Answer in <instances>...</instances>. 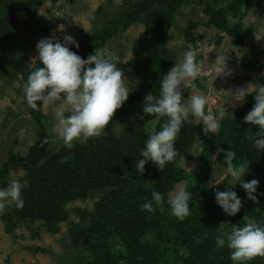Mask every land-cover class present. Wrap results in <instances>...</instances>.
I'll return each mask as SVG.
<instances>
[{"label": "trees", "instance_id": "1", "mask_svg": "<svg viewBox=\"0 0 264 264\" xmlns=\"http://www.w3.org/2000/svg\"><path fill=\"white\" fill-rule=\"evenodd\" d=\"M2 1L7 8L27 6L23 0H10V4L8 0ZM223 1L123 0L99 29L77 41L78 49L69 46L84 58L100 49L122 28L142 24L146 37L140 82L108 124L123 116H137L140 122L128 125L118 134H105L87 143L76 142L71 148L62 146L56 150L50 147L39 111L28 106L37 127V138L25 155L9 153L0 164L1 187L7 185L5 177L10 170L22 169L25 180L21 187L23 207L7 206L0 215L7 234L34 221L42 222L47 232L56 233L58 223L68 219L67 203L97 196L91 210H76L79 222L69 227V245L74 248L73 259L68 261L71 264H234L230 249L217 247L215 239L221 231H229L232 224L242 226L246 215L264 222V195H258L253 202L246 199L239 184L235 185L242 207L234 216H227L214 201L213 189L225 188L211 186V169L217 156L223 159L222 153L216 152L217 147H230L236 153L234 163L249 161L242 179H258V193H264V150H254L251 137L256 132L252 133L251 125L243 121L255 102L252 93L242 107L231 111L234 118L228 115L221 120L219 134L205 136L202 125L185 123L175 141L179 155L173 162L159 170L149 161L141 175L135 167L148 132L158 131L166 119L144 115L142 103L145 94H159L161 76L176 62L174 52L166 46L176 13L185 4H199L207 17L206 24L225 32L232 44H239L246 30L240 22H230L228 15L233 8L230 4L223 7ZM237 2L235 9L245 1ZM98 11L105 13L102 8ZM5 21L8 26L1 25L3 21H0V40H6L15 31L11 17L6 16ZM194 26L195 23L190 28ZM28 72L22 61L0 60L3 83L18 77L26 81ZM258 80V83L264 82V76ZM188 89L182 90L184 98ZM36 103L40 105V101ZM198 139L201 153L197 167L188 173L178 162ZM181 180L188 181L192 199L190 214L178 220L171 214L167 200L174 184ZM153 188L163 194V202L159 205L153 202L152 212L141 210L139 205L151 199ZM220 222H224L223 229L219 227ZM259 258L247 264H262Z\"/></svg>", "mask_w": 264, "mask_h": 264}, {"label": "rangeland", "instance_id": "2", "mask_svg": "<svg viewBox=\"0 0 264 264\" xmlns=\"http://www.w3.org/2000/svg\"><path fill=\"white\" fill-rule=\"evenodd\" d=\"M23 1L27 6L16 9L12 5L7 8L0 0V21H3L1 25L8 26L6 16H10L15 25L13 35L6 40H0V60H4L5 63L10 59L22 61L25 69L29 70L34 61L33 57L36 56L35 44L41 37L52 35L62 38L63 35L70 34L78 41L99 29L107 17H112L113 9L118 8L123 0ZM243 1L245 2L237 9L234 6L238 4L237 0L222 2L223 7L230 4L233 8L228 15L230 22H240L242 28L246 30L239 44H232L230 36L225 32L206 24L207 17L199 4L192 6L185 4L176 13L174 23L168 32L166 46L174 52L176 62L182 59L183 53L189 48L196 50L201 67V75L195 81L196 88L188 89L185 100L193 93L204 94L208 100V107L214 112L221 106L231 112L242 107L250 93L246 94L242 105L232 101L237 103V106L232 108L229 103L230 89L248 86L251 90L258 84V78L264 76V0ZM9 2L10 0L8 4ZM99 8L105 13L98 11ZM193 23L195 26L191 29ZM145 37L142 24L133 23L122 28L100 48L113 62L117 61V66L126 77L125 85L131 87L130 93L140 82ZM225 56L226 66L232 73L226 77L218 75L215 78L219 62ZM37 63L40 62L37 60ZM24 83L20 77L9 83L0 81V164L9 153L25 155L37 138V127L23 99ZM55 110V105H42L39 113L50 147L58 150L64 144L54 132L57 120ZM230 112L226 116L232 115ZM65 114H68L67 111ZM139 122L140 118L137 116H123L106 125L105 131L107 134H118L121 132L118 123L127 127ZM257 128L258 126L251 125L250 129L253 133ZM90 140L91 137L87 141ZM76 142L82 141L76 139L72 143ZM200 151L201 140L198 139L192 144L191 150L180 158L178 164L188 173L195 171ZM222 163L223 159L217 156L212 164L211 184L221 180ZM12 179H18L24 185V171L10 170L6 174L5 182L8 183ZM228 179L225 177L223 182L211 186L219 185L225 188ZM179 184L189 185L188 181L181 180L174 184L173 188ZM97 199V196H94L67 203L68 219L59 222V230L53 234L47 232L40 221L28 222L16 228L13 234H7L0 219V264H71L68 261L73 259L74 248L69 245L67 236L69 227L72 223L79 222L76 210L78 208L91 210ZM6 210L7 207L4 212ZM259 261L264 264V257H260Z\"/></svg>", "mask_w": 264, "mask_h": 264}, {"label": "clouds", "instance_id": "3", "mask_svg": "<svg viewBox=\"0 0 264 264\" xmlns=\"http://www.w3.org/2000/svg\"><path fill=\"white\" fill-rule=\"evenodd\" d=\"M69 45L79 48L78 42L70 34H65L62 38L52 35L41 37L35 44L36 56L33 57L34 61L23 85V99L31 109L39 111L42 105L56 106L57 120L54 132L67 148L73 146V140L87 143L89 137L94 139L107 134L105 126L131 91V87L125 85L126 77L117 66V61L113 62L103 50L95 49L92 54L82 58L77 52L70 50ZM197 57L196 50H186L182 59L175 62L167 73L161 76L159 94L154 96L147 93L143 98L144 115L166 119L158 131L148 132L147 139L139 150L135 167L140 175L144 173V166L149 161L162 170L167 163L175 160L179 153L174 145L183 124H201L205 136L209 133L217 135L220 132L221 120L230 112L224 106L218 107L214 112L208 107L204 94L193 93L184 99L182 90L195 89V81L201 75ZM231 73L232 70L226 66L225 56L219 62L215 78L218 75L226 77ZM248 93L254 95L255 102L243 116V121L258 126L251 141L254 150H264V82L256 84L251 90L248 86L230 89L229 103L232 108H235L237 103L242 105ZM37 101L41 102L39 106ZM232 117L234 118L233 114ZM118 124L121 126L119 131H124L125 126ZM216 152L222 153L223 163L221 180L213 184L223 182L225 177L229 179L223 191L213 189L214 201L227 216H234L242 207V200L235 191V185L239 184L246 199L253 202L257 201L258 195L264 193H258V179H242L249 161L234 163L236 153L230 147H217ZM21 187L18 179H12L5 187H0V214L7 206H15L17 209L23 207ZM168 195L170 198L167 203L171 214L178 220L185 219L190 214L189 201L192 199L189 187L179 184L170 190ZM153 202L157 205L163 202V194L154 188L151 191V199L144 201L139 207L141 210L152 212ZM244 218L242 226L232 224L229 231H221L215 239L217 247L226 246L230 249V259L234 264H247L255 257H264V222L249 215ZM223 225L224 222H220L219 227L223 229Z\"/></svg>", "mask_w": 264, "mask_h": 264}]
</instances>
